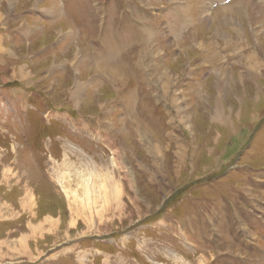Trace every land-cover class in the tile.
Here are the masks:
<instances>
[{
    "label": "rangeland",
    "instance_id": "obj_1",
    "mask_svg": "<svg viewBox=\"0 0 264 264\" xmlns=\"http://www.w3.org/2000/svg\"><path fill=\"white\" fill-rule=\"evenodd\" d=\"M207 262L264 264V0H0V264Z\"/></svg>",
    "mask_w": 264,
    "mask_h": 264
},
{
    "label": "bare ground",
    "instance_id": "obj_2",
    "mask_svg": "<svg viewBox=\"0 0 264 264\" xmlns=\"http://www.w3.org/2000/svg\"><path fill=\"white\" fill-rule=\"evenodd\" d=\"M228 15H229V14H228ZM144 64H145V63L143 62V65H144ZM159 66H160V65H159ZM255 68H256V67H255ZM112 71H113V70H112ZM142 71H143V69H142ZM116 73H117V74H116ZM116 73L113 71L112 74H111V76H112L113 78H115L116 80H118V79H119L118 76H120V75H119V71H116ZM140 74H141V73H140ZM141 75H142V74H141ZM142 77H143V75H142ZM143 79L146 80L144 77H143ZM78 96H79V95H78ZM74 99H75V101H77V100L79 99V97H77V95L74 94ZM216 115H218V112H216ZM140 133H142V134H141V135H142L141 137L144 136V138H145L146 135H143V131H142V130H141V131H140V130L138 131V135H140ZM146 139H149V138L146 137ZM157 154H158V153H157ZM158 155H159V154H158ZM109 179H110V178H109ZM112 194H113V193H110L109 191L105 190L104 195H105L106 197H107L108 195L111 196V197H114ZM109 196H108V197H109ZM102 197H103V196H102ZM114 198H115V197H114ZM114 198H113V199H114ZM115 199H117V198H115ZM105 201H108V199L105 198ZM109 201H110V200H109ZM104 234H105V233H102V232H100V233H99V232H91V233L84 234L83 236H82V235H81V236L84 237V236H91V235H104ZM107 234H108V233H107ZM204 261H206V260H204ZM204 261H203V262H204ZM207 263H208V262H207Z\"/></svg>",
    "mask_w": 264,
    "mask_h": 264
},
{
    "label": "crops",
    "instance_id": "obj_3",
    "mask_svg": "<svg viewBox=\"0 0 264 264\" xmlns=\"http://www.w3.org/2000/svg\"><path fill=\"white\" fill-rule=\"evenodd\" d=\"M88 1H93V0H88ZM82 2H83V0H82ZM87 8H88V9H86L85 11L82 12L84 16H89V15H91V13H93V12L95 11V8H94V9L91 8L90 5H87ZM92 9H93V10H92ZM100 9H102V11H104V13H105L104 7H103V8H100ZM97 10H98V9H97ZM104 13H102L100 16H102ZM207 264H208V263H207Z\"/></svg>",
    "mask_w": 264,
    "mask_h": 264
}]
</instances>
